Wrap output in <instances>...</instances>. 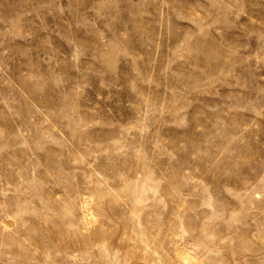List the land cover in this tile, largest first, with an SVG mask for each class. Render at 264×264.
I'll return each mask as SVG.
<instances>
[{"label":"rangeland","instance_id":"rangeland-1","mask_svg":"<svg viewBox=\"0 0 264 264\" xmlns=\"http://www.w3.org/2000/svg\"><path fill=\"white\" fill-rule=\"evenodd\" d=\"M0 264H264V0H0Z\"/></svg>","mask_w":264,"mask_h":264}]
</instances>
